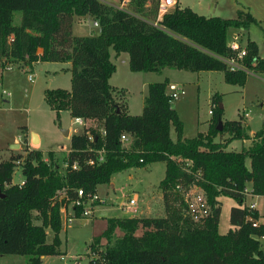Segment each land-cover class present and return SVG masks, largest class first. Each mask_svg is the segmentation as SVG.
Segmentation results:
<instances>
[{
    "label": "trees",
    "instance_id": "obj_1",
    "mask_svg": "<svg viewBox=\"0 0 264 264\" xmlns=\"http://www.w3.org/2000/svg\"><path fill=\"white\" fill-rule=\"evenodd\" d=\"M86 14L96 20L98 31L72 33L73 18ZM254 20L242 9L223 17L177 3L156 18V0H128L127 8L104 0H0V66L69 60V88H44L45 102L56 118L59 110L67 109L70 116L101 121L100 129L90 126L70 134L61 169L53 149L45 150L46 158L40 148L28 146L24 153L10 150L0 158V253L27 254L28 264H39L42 254L60 253L59 209L77 197V188L85 196L98 183L108 182L114 171L161 160L165 167L158 187L164 215L107 217L105 227L87 244L86 264H264V222L255 207L243 203L246 182L249 193L264 195V120L248 134L241 113L221 119L218 94L213 93L206 130L185 137L165 90L166 77L147 83L141 110L134 114L114 99L108 81L115 68L109 58L112 48L115 53L127 52L132 71L164 66L218 69L224 80L242 85L245 69L264 71V57L246 37L245 54L237 58L242 66L230 68L224 58L234 57L235 50L227 43V30L247 28ZM221 133L227 136L214 139ZM120 134H126V142ZM243 138L251 139L248 146L225 147L230 140ZM16 160L21 183L10 182ZM192 180L203 189L211 208L199 220L183 214L182 198L174 187ZM59 186L64 195L53 197ZM220 194L235 201L228 209L231 227L224 232L217 231ZM82 207L72 204L75 216H81ZM33 209L38 222H31ZM46 227L52 232L49 241ZM116 227L122 234L110 243ZM101 237L106 239L103 248Z\"/></svg>",
    "mask_w": 264,
    "mask_h": 264
},
{
    "label": "rangeland",
    "instance_id": "obj_2",
    "mask_svg": "<svg viewBox=\"0 0 264 264\" xmlns=\"http://www.w3.org/2000/svg\"><path fill=\"white\" fill-rule=\"evenodd\" d=\"M104 1L124 8L128 7V0ZM178 3L205 15L216 14L232 17L236 15L237 9L249 12L255 20L251 21L247 28H238L240 31L238 30L237 39L241 45L245 44L246 37L253 39L257 44L258 55L264 57V0H178ZM18 15L19 13L15 12V21L18 20ZM77 25L78 28L74 30V33L86 34L89 31H94L93 28H90L92 19L89 17H84ZM93 27L96 29L95 26ZM227 35L229 39L233 37L231 28L227 30ZM122 57L123 55L119 54L111 55L117 64V70L110 77L114 99L126 104L131 112L139 111L142 94L145 92L142 82L146 79L160 80L167 76L183 89L182 93L170 100V104L181 119L182 134L185 137L206 128L207 120L210 117L209 110L213 93L218 94L222 119L236 118L237 114L244 110V124L247 131L258 129L264 120V74L260 73L261 71L245 69L244 82L239 85L224 80L223 72L218 69L190 71L164 66L157 71H131L125 61L121 62ZM234 61L237 62L236 59ZM47 66L56 65L52 61H46L41 66L36 64L32 69H24L25 67L17 64L0 66V158L6 157V152L14 151L15 148L16 152H23L24 147L27 146L24 144V134L27 131L29 135L32 132L36 136L37 133L40 135L39 148L45 151L56 147L60 148V145L64 147L67 145L68 138L63 130L68 126L70 129L80 130L81 125L71 123L72 117L66 110H59L56 118L54 110L45 102L44 88L69 87V72L64 70L44 71L43 67ZM29 72H33L32 79L27 77ZM120 86H125L126 90ZM95 128H101L100 120L97 121ZM170 134L174 136L172 129H170ZM222 135L227 136V133H221L220 139L224 138ZM123 142H126V139H123ZM14 143H17L19 147L11 148L10 144ZM30 143L36 144L31 141ZM247 143L245 139L242 142L237 139L230 141L228 146L240 149L241 145L244 146ZM55 153L58 167L61 169L63 167L61 159L64 153L62 150H55ZM43 156L45 157V153ZM246 163L248 164V158ZM19 164L18 160L13 168L12 178L14 181H18L22 176ZM163 172L164 163L162 161H155L145 166L126 167L112 172L108 182L99 183L97 194L100 200L92 206L93 218H87L86 222L82 223L80 217L76 216L66 224L62 223L59 246L61 250L65 251L46 256L40 264H85L89 254L86 250L87 244L92 233L97 234L101 230L100 222L107 216L136 213L146 197H151L150 213L152 215L163 214L164 209L157 197L158 181L163 176ZM58 190H54V194L58 193ZM130 197L134 198V203L122 208L121 203ZM101 198H103L102 201ZM252 198L254 197L246 196L245 193V200L251 201ZM245 200L244 204H246ZM232 202L235 201L230 196L222 195L220 197L218 232L225 231L227 227L228 207ZM259 203L264 211V197L259 199ZM59 214L61 220H64L65 215H68L60 210ZM36 220V213H33L31 221ZM46 232H48L46 238H49L51 230L48 227H46ZM113 239L114 237L110 239V243ZM105 245L104 241L99 246L103 248ZM27 263L26 254L0 253V264Z\"/></svg>",
    "mask_w": 264,
    "mask_h": 264
},
{
    "label": "crops",
    "instance_id": "obj_3",
    "mask_svg": "<svg viewBox=\"0 0 264 264\" xmlns=\"http://www.w3.org/2000/svg\"><path fill=\"white\" fill-rule=\"evenodd\" d=\"M178 5H179V3H178V0H177V2H176ZM179 6H182V5H179ZM84 17H89V18H91L92 19V25L90 26V28H93V30L94 31H89L88 33H86V34H89V33H96L97 31H98V25H95V24H93V18L90 16V15H88V14H86V15H82V16H75L74 18H73V21H72V25H71V31H72V33H74V30H76L77 28H78V25H77V23L78 22H80ZM93 26H95L96 27V29L93 27ZM231 29H232V32H233V37L232 38H228V40H231V39H233V38H235L238 42H240L238 39H237V37H238V34H239V29L238 28H234V27H230ZM229 29V28H228ZM239 30V31H238ZM74 34H77V33H74ZM234 36H236V37H234ZM240 37V36H239ZM251 39V38H250ZM251 40H253V39H251ZM254 41V40H253ZM255 42V41H254ZM255 44H256V42H255ZM256 46H257V44H256ZM40 49H38V51H39ZM117 54H119V55H123V57L121 58V62H126V65H127V60H128V54H127V52L126 51H120V52H118V53H115V51L112 49V48H109V58H110V60L114 63V65H115V68H114V71L111 73V75L109 76V79H108V81H109V84L112 86V84L110 83V77L112 76V74L117 70V64H116V62L115 61H113V59L111 58V55H113V56H116ZM46 61H49V60H35V61H31V62H15V63H12V64H17V65H22L23 67H25L24 69H32L36 64H39L40 66L42 65V63L43 62H46ZM52 62H54V64L56 65V66H47V67H43V69H44V71H52V72H55V71H57V70H64L65 72H69V78H70V61L69 60H66V61H52ZM59 63V64H58ZM127 67H128V65H127ZM130 70V69H129ZM202 70V69H201ZM132 71V70H131ZM197 71H199V70H197ZM34 73H35V71H34ZM32 74H33V72H32ZM164 77H166L167 78V84H166V87H165V90H166V92L169 90L168 89V84H170V83H173V84H176V85H178L176 82H173V81H171L167 76H164ZM163 77V78H164ZM162 78V79H163ZM161 80V79H160ZM150 80L149 79H146V81H143L142 82V84H143V86L145 87V92L142 94V102H143V98H144V96H145V94H146V85H147V83L149 82ZM152 81V80H151ZM69 85H70V81H69ZM179 86V85H178ZM57 87V86H56ZM121 88H124L125 90H126V87L125 86H120ZM119 87V88H120ZM181 87V86H180ZM67 88H69V87H67ZM117 88V87H116ZM212 96V95H211ZM171 100V99H170ZM171 105V104H170ZM141 106H142V103H141V105H140V107H139V111H135V112H131V111H129V109H128V107H127V105H126V109H127V112L128 113H131V114H134V113H139L140 112V110H141ZM64 110H66L67 111V109H64ZM68 112V111H67ZM209 112H210V110H209ZM239 113H241L242 114V121H243V123H244V116H245V112H244V110L242 111V112H239ZM69 114V113H68ZM72 117V122L71 123H77V124H79V125H81V128H80V130H77V128H73V129H70V127L68 126L65 130H66V134H65V136H67V138H68V143H67V145L64 147V146H62V145H60V148H52L53 150H62L63 151V153L65 154L67 151H68V149H69V136H70V134L71 133H79V132H81L82 131V129L83 128H87V127H95V125H96V123H97V119H94V118H83V117H80V116H76V117H74V116H71ZM222 119V118H221ZM264 119V118H263ZM209 120V119H208ZM208 120H207V124H208ZM206 128H207V126H206ZM206 128L204 129V130H201V131H205L206 130ZM254 130H249V131H247L248 132V134H252V132H253ZM174 132V131H173ZM171 135V134H170ZM182 136H183V134H182ZM171 137L172 138H174V136H172L171 135ZM222 137H225L224 135H222ZM26 139V140H25ZM214 139H220L219 138V135H216L215 137H214ZM243 139H245V140H247V145H244V146H242L241 145V147H246V146H248L249 144H250V141H251V139L250 138H243ZM243 139H240L241 140V142H242V140ZM40 140H41V137H40V135L37 133V142H36V144H31L30 143V135H29V132L27 131L25 134H24V144L25 145H27L28 147H38L39 148V143H40ZM232 140H237V139H232ZM232 140H230V141H232ZM229 141V142H230ZM228 142V143H229ZM228 143L226 144V148H228V149H231V148H233V149H235L234 147H229L228 146ZM19 147V145L17 146V148ZM41 149V148H40ZM42 150V149H41ZM15 152H16V148H15V150H14ZM42 152L43 153H45V151L44 150H42ZM7 153V155L10 153V152H6ZM21 153H24V151L23 152H21ZM44 157V156H43ZM44 158H46V157H44ZM98 159L99 160H102L103 159V155L102 154H99V156H98ZM158 161H161V160H158ZM152 162H155V161H152ZM152 162H149V163H152ZM163 163H164V161H162ZM149 163H146V164H149ZM145 164V165H146ZM145 165H143V166H145ZM164 167H165V164H164ZM13 173V172H12ZM163 174H164V172H163ZM162 178V177H161ZM160 178V179H161ZM159 179V180H160ZM22 180H23V177L21 176V178L18 180V181H14V179L12 178V176H11V179H10V182L11 183H20V182H22ZM159 182V181H158ZM98 187H99V183L96 185V187H95V192L97 193V189H98ZM245 187H246V196L247 195H251V196H253L254 198H252V200L250 201V200H245V203H246V205H249L250 203H252V207H255L256 209H257V211H258V213L260 214V217H259V220L260 221H262V222H264V211H262V209H261V206H260V203H259V199L260 198H262V197H264V195H257V194H251V193H249L248 192V190L250 189V182H246V185H245ZM159 188V187H158ZM58 189L61 191V190H63V187L62 186H59L58 187ZM59 191V192H60ZM222 195H217L216 196V198L217 199H219V201H220V197H221ZM157 197H158V199L161 201V205H162V208L164 209V206H163V202H162V196H161V190H160V188H159V190H158V194H157ZM57 198H59V197H57ZM151 198V197H150ZM150 198L149 197H146L145 199H144V202L142 203V205L140 206V208L139 209H137V212L136 213H134V214H129V215H121V216H130V215H136V216H162V215H164V213H165V211H164V213L163 214H159V215H152L150 212H151V204H150ZM247 198V197H246ZM102 200H103V198H101ZM99 200H96V201H94L93 203H92V205H91V208H90V212L89 213H87V214H81V216H78V217H80V221L82 222V223H85L86 222V220H87V218H93V204L94 203H97ZM124 202H126V203H128L127 201H124ZM124 202H122V203H124ZM134 202H132V203H128V205L127 206H129V205H131V204H133ZM232 204H234V202H232V203H230L229 204V207H230V205H232ZM122 207V206H121ZM229 207H228V209H229ZM123 208V207H122ZM138 208V207H137ZM60 211H63V212H65V214L66 213H68V215H65V218H64V220H61V218H60V220H61V224L62 223H65L66 224V222L67 221H71L74 217H76L75 215H74V212H73V208H72V203L71 202H68L66 205H64V206H61L60 207V209H59ZM136 210V209H135ZM33 211V213H36V211L33 209L32 210ZM33 213H32V216H31V218H33ZM91 216V217H90ZM107 217H110V216H107ZM107 217H105L104 219H103V221H101L100 222V229L102 230L104 227H105V225H106V219H107ZM38 220H36V221H34V222H37ZM31 222H33V221H31ZM228 227H231L230 226V224L228 223L227 224V227H226V229L228 228ZM62 229V227L60 226V229H59V231H58V237H59V239H60V236H59V233H60V230ZM225 229V230H226ZM101 230L99 231V233L101 232ZM139 230V229H138ZM224 232V231H223ZM99 233H97V234H99ZM136 233H138L137 231H136ZM97 234H95V233H92V235H91V237L93 236V235H97ZM122 234V230H120L118 227H116L115 229H114V231H113V235H112V237L111 238H113V237H116V236H119V235H121ZM48 235V232H46V236ZM51 235H52V232H51V234H50V236H49V238H46V240L47 241H49L50 239H51ZM91 240V239H90ZM89 240V241H90ZM106 242V239L104 238V237H101L100 238V243H102V242ZM59 248H60V246H59ZM61 250V249H60ZM86 250H87V253L89 252L88 251V248L86 247ZM63 251H65V250H61V252H63ZM60 252V253H61ZM59 254V253H58ZM27 255V254H26ZM48 255H51V254H42V255H40V262H39V264L41 263V261H42V259L43 258H45L46 256H48ZM89 255V254H88ZM88 255H87V258H88ZM27 260L29 261V255H27ZM28 264V263H27ZM85 264H86V262H85Z\"/></svg>",
    "mask_w": 264,
    "mask_h": 264
},
{
    "label": "built area",
    "instance_id": "obj_4",
    "mask_svg": "<svg viewBox=\"0 0 264 264\" xmlns=\"http://www.w3.org/2000/svg\"><path fill=\"white\" fill-rule=\"evenodd\" d=\"M177 0H156V18H160L165 12L170 10L175 4ZM93 24L97 25L96 20H93ZM230 48L235 50L234 57L224 58V60L227 62L230 68H240L242 65L237 61L235 62L234 59L237 60V58L243 56L245 54V48L239 44V42L233 38L231 40L227 41ZM260 73L264 74V71H261ZM33 74L29 72L27 74V77L29 79H32ZM168 91L167 93L172 98L176 97L179 93L183 92V89L173 83L168 84ZM121 140L126 139V134H120L119 137ZM91 161V160H89ZM18 162V160H16ZM74 166V164H73ZM185 169L187 168V162L185 161V164L183 165ZM21 183V182H20ZM175 189L179 192L182 198L183 202V214L189 216L192 220H199L201 217L205 216L211 211L210 205L206 200L205 193L203 189L195 183L194 180L192 181H186L184 183L178 182L175 184ZM56 188L55 190H57ZM58 190V193L53 192L54 197H61L64 195L65 190ZM244 191L246 193V188H244ZM77 197L71 201L72 204H82V211L81 214H87L90 212L91 205L94 201L100 200L99 195L94 191L91 193L83 195V192L81 188L76 189ZM102 201V199H101ZM128 203L134 202V198L130 197L127 200ZM128 203L124 202L121 203V206L123 208H126ZM248 206L252 207V203H250Z\"/></svg>",
    "mask_w": 264,
    "mask_h": 264
},
{
    "label": "water",
    "instance_id": "obj_5",
    "mask_svg": "<svg viewBox=\"0 0 264 264\" xmlns=\"http://www.w3.org/2000/svg\"><path fill=\"white\" fill-rule=\"evenodd\" d=\"M216 127H217L218 129L220 128V118L217 120ZM63 131H64V133L66 134V130L64 129ZM30 140H31V142H37V136H36L33 132L30 134ZM17 146H18L17 143L10 144V147H11V148H12V147H17Z\"/></svg>",
    "mask_w": 264,
    "mask_h": 264
}]
</instances>
